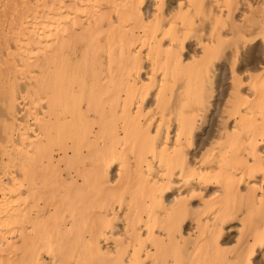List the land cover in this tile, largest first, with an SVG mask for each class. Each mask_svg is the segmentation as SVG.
Masks as SVG:
<instances>
[{
	"label": "bare ground",
	"instance_id": "1",
	"mask_svg": "<svg viewBox=\"0 0 264 264\" xmlns=\"http://www.w3.org/2000/svg\"><path fill=\"white\" fill-rule=\"evenodd\" d=\"M147 1L0 0V68L20 82L0 150V264L264 259V71L251 97L232 72L215 136L193 155L218 61L248 40L264 44V2L241 24L235 0H179L168 14L153 0L149 15ZM195 183L213 189L196 208L194 191L167 199Z\"/></svg>",
	"mask_w": 264,
	"mask_h": 264
},
{
	"label": "rangeland",
	"instance_id": "2",
	"mask_svg": "<svg viewBox=\"0 0 264 264\" xmlns=\"http://www.w3.org/2000/svg\"><path fill=\"white\" fill-rule=\"evenodd\" d=\"M235 1H237L236 2L237 3V10H236V14H235L234 18L236 21H238L241 24H242V21L244 19V14L247 11V10H245V8L246 9H249L250 7L256 8L258 6L257 4H259L257 2H264L263 0H260V1L259 0H255V1L254 0H235ZM178 2H179V0H176V1L175 0H166V4L164 7V13H166V14H168L169 12L171 13L172 10L175 7H177ZM169 7H170V9L172 7V9L170 10ZM239 8H240V10H239ZM153 9H154L153 0H148L146 5L144 6L145 14L149 15ZM2 11L3 10H0V21L5 22V20H3V18L6 16V14L1 13ZM148 12H150V13H148ZM1 14H4V15H1ZM224 14H226V13H224ZM202 25L204 28H207L208 21L207 22L205 21ZM238 25H240V24H238ZM137 27H138V23H132V25L130 27L132 29L133 38L135 40L139 37H142V35H143V32H139V29H137ZM240 29H244L243 31H245L246 33L247 32L251 33L253 31L252 28H247V27L242 28L241 26H240ZM227 32L230 35V37L227 40L232 41L233 38L231 37L232 36L231 27H228L226 29V33ZM203 36H205V34H203ZM252 38L253 37L248 38V39H252ZM197 49H198L197 48V41L192 43V44H187L186 48L183 51L184 52L183 53L184 59H188V57L190 58L192 53L194 51H196ZM238 50H239V52H238ZM238 50L236 51L235 49H228L224 55L225 57L222 58L221 60H219L217 63V64H219V67H222V68H221V70L218 71L217 75L215 76V80H216V81H214L215 93H214V96L211 100L212 108H211V112L208 114V124L205 126L204 129H202L196 133L195 146L193 147V155L195 154L194 156H197V155L199 156L200 152H201V148L207 147L208 142L210 143L212 141L211 139H209V137H211V133H212V136H215V133L213 132V129H214L213 127L216 128L217 124L220 122V120H221V109L224 105V102L227 100L228 95L232 89V83H233V81L231 79L232 72L234 71L235 74L241 79V81H242L241 90H242V93L245 95V97H251L252 93L249 89L251 78L260 75L261 72L264 71L263 70L264 69V44L261 40H259V38H257L255 41L254 40L253 41L248 40V42L245 43V45H241ZM79 53H80V51H78V56L76 55L77 60H79L78 57H80ZM229 53H230V55H229ZM230 56H231V58H230ZM8 57L5 56V57H3L2 60L5 61ZM235 57H236V59H235ZM224 63L227 67L224 65ZM14 71H16L15 68L13 66H11L10 64H5L2 68H0V122L2 123L0 126V150H3V151L7 149L8 138L10 136V132H9L7 127H9L10 122H11L10 119L13 117L11 115V113H12L11 108H12L13 103L17 100V99L15 100V96H16V93L18 91V87H19V83H20L19 78L16 75V73H13ZM40 81H45V78L42 76L40 78ZM245 82H246V84H245ZM228 89H230V90H228ZM22 93L24 95L25 91ZM19 94H21V93H19ZM221 94H222V96H221ZM223 99H224V101H223ZM24 117H25V115H24ZM213 120H215L216 122L215 121L213 122ZM213 125H215V126H213ZM210 126H212V127L210 128ZM152 130H154V127L152 128ZM204 136H205V138H204ZM201 140H203V141H201ZM261 149H262V152L264 155V150H263L264 149V143L261 144ZM182 184H183V181L181 180V178L176 177L174 179V186L173 187L178 188ZM191 191H194L193 194L195 195L194 198L192 199V207L196 208L197 206H199L202 199H204V200L208 199V196L211 194L213 189L211 188L210 190H207V191H205V190L200 191V187L197 186V183H195V185L190 184V186L183 187L180 191H177V189H176L171 193L167 192L169 194L167 199H170V201H171L173 198L177 197L179 194H182V197H186L187 195L191 194ZM120 214H122V212H120ZM117 224H118V229L116 230V232L121 235L122 234V225H121L122 223L119 221V222H117ZM229 227L230 226L226 227V230L224 232V237H223L224 240L227 239L226 240L227 242L233 241V239H235L236 234H237V229H238L236 224H232V226L230 228ZM187 228L189 230L192 227L191 226L186 227L185 228L186 231H188ZM229 229L230 230L232 229V231L230 232ZM252 264H264L263 256L258 255L256 257H254Z\"/></svg>",
	"mask_w": 264,
	"mask_h": 264
}]
</instances>
